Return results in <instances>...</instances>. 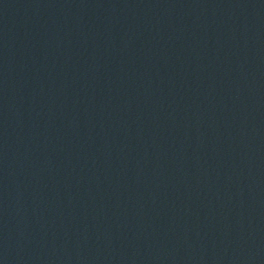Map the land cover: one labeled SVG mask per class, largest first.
I'll list each match as a JSON object with an SVG mask.
<instances>
[{
    "label": "water",
    "instance_id": "1",
    "mask_svg": "<svg viewBox=\"0 0 264 264\" xmlns=\"http://www.w3.org/2000/svg\"><path fill=\"white\" fill-rule=\"evenodd\" d=\"M0 264H264V0H0Z\"/></svg>",
    "mask_w": 264,
    "mask_h": 264
}]
</instances>
